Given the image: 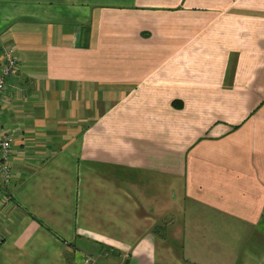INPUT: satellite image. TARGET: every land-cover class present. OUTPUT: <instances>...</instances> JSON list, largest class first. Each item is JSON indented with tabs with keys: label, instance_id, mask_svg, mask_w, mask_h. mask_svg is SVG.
<instances>
[{
	"label": "crops",
	"instance_id": "0c3cea01",
	"mask_svg": "<svg viewBox=\"0 0 264 264\" xmlns=\"http://www.w3.org/2000/svg\"><path fill=\"white\" fill-rule=\"evenodd\" d=\"M0 264H264V0H0Z\"/></svg>",
	"mask_w": 264,
	"mask_h": 264
},
{
	"label": "built area",
	"instance_id": "2783aa9c",
	"mask_svg": "<svg viewBox=\"0 0 264 264\" xmlns=\"http://www.w3.org/2000/svg\"><path fill=\"white\" fill-rule=\"evenodd\" d=\"M17 63L18 60L14 54L13 47L3 46L0 49V104L3 97V92L7 85V81L16 71ZM10 148V136L7 134H0V175H2L5 180H7L10 176Z\"/></svg>",
	"mask_w": 264,
	"mask_h": 264
}]
</instances>
